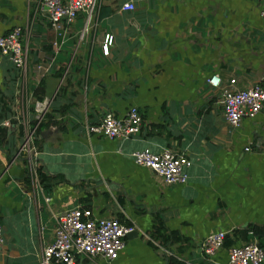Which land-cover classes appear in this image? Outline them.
Listing matches in <instances>:
<instances>
[{
	"label": "crops",
	"instance_id": "crops-1",
	"mask_svg": "<svg viewBox=\"0 0 264 264\" xmlns=\"http://www.w3.org/2000/svg\"><path fill=\"white\" fill-rule=\"evenodd\" d=\"M125 2L134 9L122 10ZM263 8L264 0H101L91 21L80 12L62 40L40 0H0V35L23 27L28 93L39 86L52 117L35 139L37 164L50 178L44 187L18 157L17 72L0 55V100L9 107L0 120V264H38L55 217L76 207L134 232L115 260L75 264H225L233 246L264 247V235L253 232L264 234V109L232 127L219 90L206 83L216 73L222 86H264ZM132 106L142 115L135 136L86 132ZM143 149L183 153L186 184L166 185L137 166L132 153ZM156 226L172 234L167 244L152 237ZM220 230L230 244L208 258L203 240Z\"/></svg>",
	"mask_w": 264,
	"mask_h": 264
},
{
	"label": "built area",
	"instance_id": "built-area-1",
	"mask_svg": "<svg viewBox=\"0 0 264 264\" xmlns=\"http://www.w3.org/2000/svg\"><path fill=\"white\" fill-rule=\"evenodd\" d=\"M41 8L47 13L50 27L63 40L67 27L72 24L80 12L86 14L87 22L100 8L101 0H40ZM132 2H125L124 11L134 9ZM264 23V8L260 11ZM29 48L23 27H13L6 34L0 35V55L11 63L17 72L18 92L21 111L14 115L22 126L23 140L18 149V157L24 159L32 182H38V164L36 149V132L38 124L44 119L49 101L33 100V119L27 114L21 118L23 111L29 112L23 105L30 101L31 95L25 87L28 70ZM212 89L219 90L220 103L225 121L237 127L243 118H254L264 109V86L254 84L247 88H238L236 80L231 79L221 85L218 74L214 73L206 80ZM16 116V117H15ZM35 122V124H32ZM142 115L136 107H130L123 117L106 114L97 124L85 127L88 135L98 134L111 140H127L135 136L141 128ZM250 151L249 146L244 148ZM134 163L147 168L159 176L166 185H184L187 182V169L191 163L183 153L173 149H163L153 153L143 149L132 153ZM134 232V227L120 223L115 218H97L90 211L76 207L55 217L53 239L42 248L38 264H75L77 258L94 260L97 258L113 261L124 248V238ZM227 232L216 231L205 237L202 250L206 257L211 258L224 244ZM249 234H253L249 231ZM3 243L2 225L0 222V245ZM225 264H264V247L256 240L233 246L228 251Z\"/></svg>",
	"mask_w": 264,
	"mask_h": 264
},
{
	"label": "trees",
	"instance_id": "trees-1",
	"mask_svg": "<svg viewBox=\"0 0 264 264\" xmlns=\"http://www.w3.org/2000/svg\"><path fill=\"white\" fill-rule=\"evenodd\" d=\"M32 98L35 100V101H42L44 99V96L41 95V88L38 86L37 88H35L32 92ZM33 106V105H32ZM31 106V107H32ZM8 105H7V101L5 100H0V120H2L5 116L4 114L6 115V113L9 111L8 109ZM33 107L31 108V111L32 113L33 112ZM46 119H48V122L50 120H52V117H51V114H49L47 116V114L45 115L44 119L38 124L37 126V132H36V135H38L42 129H44V127L47 126V124H49L48 122H46ZM32 124H35V122H33ZM3 133V129L0 128V135ZM24 162V160H23ZM26 163V162H25ZM37 174H38V179H39V182L45 187V183H47L48 181H50V178H48L42 171V168L41 167H38L37 169ZM253 232H254V235L255 236H262L264 235L260 230L258 229H253ZM170 236L172 237V234L168 235L167 237L164 236V230L161 226H156L154 228V232H153V238L154 239H158L160 240V242L165 245L167 244L171 239H170ZM230 244V241L228 239V236H225V239H224V244L223 245H229ZM262 247V246H261ZM168 264H182L180 261H177L175 258H172V257H168Z\"/></svg>",
	"mask_w": 264,
	"mask_h": 264
},
{
	"label": "rangeland",
	"instance_id": "rangeland-1",
	"mask_svg": "<svg viewBox=\"0 0 264 264\" xmlns=\"http://www.w3.org/2000/svg\"><path fill=\"white\" fill-rule=\"evenodd\" d=\"M28 78H27V80L25 81V87H26V89H27V91H28V87H29V85H28ZM30 101H27V104L25 103L24 105H23V108H27L29 111H31V108L33 107L32 105V102H33V98H31L30 97V99H29ZM32 106V107H31ZM34 108V107H33ZM26 111V110H25ZM25 111H23L22 113H21V118H24L25 117V115L27 114V112H25Z\"/></svg>",
	"mask_w": 264,
	"mask_h": 264
},
{
	"label": "water",
	"instance_id": "water-1",
	"mask_svg": "<svg viewBox=\"0 0 264 264\" xmlns=\"http://www.w3.org/2000/svg\"><path fill=\"white\" fill-rule=\"evenodd\" d=\"M132 235V233H130ZM130 234H128L127 236H130Z\"/></svg>",
	"mask_w": 264,
	"mask_h": 264
}]
</instances>
